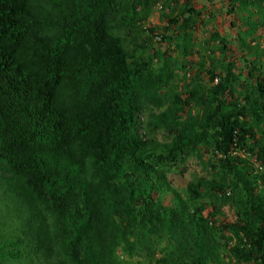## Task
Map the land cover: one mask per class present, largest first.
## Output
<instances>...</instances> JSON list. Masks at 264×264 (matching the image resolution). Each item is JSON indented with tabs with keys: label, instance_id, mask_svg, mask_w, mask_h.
I'll return each instance as SVG.
<instances>
[{
	"label": "trees",
	"instance_id": "obj_1",
	"mask_svg": "<svg viewBox=\"0 0 264 264\" xmlns=\"http://www.w3.org/2000/svg\"><path fill=\"white\" fill-rule=\"evenodd\" d=\"M220 1L0 0V264H264V0Z\"/></svg>",
	"mask_w": 264,
	"mask_h": 264
},
{
	"label": "rangeland",
	"instance_id": "obj_2",
	"mask_svg": "<svg viewBox=\"0 0 264 264\" xmlns=\"http://www.w3.org/2000/svg\"><path fill=\"white\" fill-rule=\"evenodd\" d=\"M183 1L184 0H178V3H182ZM193 5L199 10H202L204 18H206L207 13L210 14L211 12L213 16L209 21V25H213L222 33L229 31V18L233 17V15L226 13V1H223V3H221L220 0H194ZM164 12L165 11H163V9L160 7V4H156L148 17V22L146 23V25L148 27H154L155 31L159 33H163L164 26H166V23L168 22V20L166 19V15H164ZM175 24L176 23H171L170 27L168 25L166 26L169 29V32L173 31V29L176 28ZM231 33L232 32H230V34ZM193 35L195 41H199L203 37H206L208 33L204 31L203 25H201V23L199 22ZM155 42L156 44L154 47L160 46L162 49H165L167 47V43L164 41L155 39ZM188 58L194 61L197 58L196 53L189 55ZM238 69L244 70V67L242 66ZM171 168L172 172L169 173V177H171L172 185L178 190V193H180L182 197H184V183L195 175H203L205 173V170L202 168L201 163H199V160L196 156H191L185 162L178 163V166L172 165ZM173 198H176V196L173 195ZM209 209L210 208L207 207L204 210L205 213ZM233 218L234 214L232 209H230L227 205L223 206L222 213L218 216V219L231 221L233 220Z\"/></svg>",
	"mask_w": 264,
	"mask_h": 264
}]
</instances>
